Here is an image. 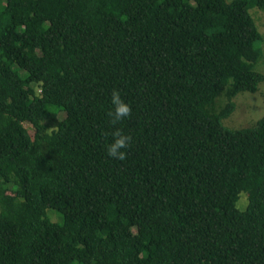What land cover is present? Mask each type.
<instances>
[{
  "label": "trees",
  "instance_id": "obj_1",
  "mask_svg": "<svg viewBox=\"0 0 264 264\" xmlns=\"http://www.w3.org/2000/svg\"><path fill=\"white\" fill-rule=\"evenodd\" d=\"M1 1L0 264H264V0Z\"/></svg>",
  "mask_w": 264,
  "mask_h": 264
},
{
  "label": "rangeland",
  "instance_id": "obj_2",
  "mask_svg": "<svg viewBox=\"0 0 264 264\" xmlns=\"http://www.w3.org/2000/svg\"><path fill=\"white\" fill-rule=\"evenodd\" d=\"M249 14L253 18L257 29L262 34L261 36L264 38V10L254 7L249 10ZM256 47L260 49L261 56L255 64L254 70L264 75V41H257ZM232 102L234 109L228 117L222 120V126L229 129H241L253 126L264 116V81L259 84L257 91L240 92L232 99ZM242 197H246V194L241 196V202L240 200L238 201L237 207L240 210L245 209L246 206L244 198ZM46 213L52 219L51 221H57V217L53 215L54 212L52 210H47Z\"/></svg>",
  "mask_w": 264,
  "mask_h": 264
},
{
  "label": "clouds",
  "instance_id": "obj_3",
  "mask_svg": "<svg viewBox=\"0 0 264 264\" xmlns=\"http://www.w3.org/2000/svg\"><path fill=\"white\" fill-rule=\"evenodd\" d=\"M111 105L112 112L110 115L113 116V123H116L123 118H127L130 115V106L122 100L118 89H113L111 92ZM112 137V142L106 146L107 154L110 157H114L119 160L125 159L126 152L122 149H126L128 147L130 137L123 134L119 129L113 131Z\"/></svg>",
  "mask_w": 264,
  "mask_h": 264
}]
</instances>
